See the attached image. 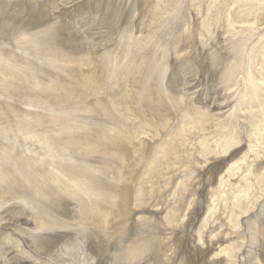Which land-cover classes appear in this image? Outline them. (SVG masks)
Returning a JSON list of instances; mask_svg holds the SVG:
<instances>
[{
    "label": "rangeland",
    "instance_id": "rangeland-1",
    "mask_svg": "<svg viewBox=\"0 0 264 264\" xmlns=\"http://www.w3.org/2000/svg\"><path fill=\"white\" fill-rule=\"evenodd\" d=\"M5 1L6 2H3V5L0 6V55L1 54L5 56L14 55V57L17 55L15 59H19L18 61L24 62V63L20 62L21 64H19V66L21 67L20 68L21 71L27 76V77L26 76L23 77L24 74H22L21 72L18 74V77L17 75L14 76L12 74H9L6 76L7 78L0 79V81L2 82L10 81V83L3 82L4 84L0 82V86H4L2 88L0 87V105L2 106L3 110L9 109L8 111H4V115H3V117H5L7 114V116L3 120L5 121L6 119V123L5 122L3 123L5 132L3 133L0 132V148L6 151L7 166L8 167L11 166L9 156H16L24 160L26 159V157H28V155H30L31 157L29 156L30 158L29 157L28 158L29 159L32 158L31 160L34 159L33 161H35L36 158L38 159V158H43L47 156L49 157L51 155L50 151L52 149H53L52 152L54 151L55 153L57 152V154L58 153L61 154L62 153L61 151L69 147H72L68 144L69 142L68 138L72 139L74 136L80 137V135H83L81 136V139L83 137L90 139L92 133H93L92 137L95 136V139L94 138L92 139L91 137V139L89 140V142L87 141V143H91V141L94 140V143L92 142L91 145L92 144H98V145H93L95 146V148L93 146H90L91 148L93 147L92 150L94 151V152L91 151L92 153H94V155L91 153V156L93 158L95 156V159L98 160L100 157L99 155L103 154L104 156L106 153V156L105 157L102 156L103 157L102 159L104 158L107 159V156H110L112 158L113 152H112V155L111 154L109 155V153H111V150L109 148H112L113 145L111 144V147H110V143H114V145H115V142H117L118 144H121V142L125 139L126 141H123V142H126L127 146L123 145L125 144L123 142L121 146H125L126 150H127V147L129 146H131L129 147V150L131 149L138 150L136 151L138 154L135 151L130 153L132 150L131 151L127 150L128 152L127 151L125 152L123 151L121 153L119 152V154L117 153V156L118 155L120 156V154L123 153L122 154L123 156L121 155L122 158L124 157L123 163L125 164L123 165V172L124 173L126 172L127 174L123 173L118 177L117 174L119 172H117L116 165H115L116 162H115V159L113 158H112V162L114 163H112L111 165L108 163L101 164L102 167H104V169L101 168V170H103L102 171L103 173L99 170L96 173L98 175L97 178L100 179L107 187L111 188L112 187L111 185H113L114 187V185L116 186L117 183L122 184L120 188H118V185L114 187V188H117L118 192L123 188V183L124 185L130 184L131 187H133L134 189L137 188L138 191L140 192V196L138 195L139 192L137 195H134L135 198H139L140 200L138 201L137 204L131 205L133 209V211H129L131 216H129L130 214H128L129 217L127 218L123 216L124 212H123V208L121 207L122 217L123 218L125 217V219L129 221V223L125 225H121L122 227L120 226L116 230L118 231L117 233L113 232L114 234H111V235L108 234L111 238H113L112 235L115 237V234H117L115 239L117 240L118 247H121V248L126 247L130 244L131 240L135 238L140 240V238H142V236L144 235L143 237L147 236L148 242L150 241L151 244L153 245L151 246V251L147 255L148 257L147 259L149 260L148 264H205V263L217 264L215 261L216 259L217 261H220V262L223 260H226V261L228 260L227 262L229 264L231 262L229 260L234 261L231 258L232 256L230 254L231 252L228 253L229 251H231V249L230 250L228 249V252L225 251L227 247L229 248L231 246L230 248H232L231 242H230V246L224 245L221 247V250L226 248L225 250L222 251L223 253L222 252L220 253L219 250H216L218 248L216 246H215V249L210 247V249L211 250L214 249V251L209 255V258H207L208 257L207 250L209 246H212V242L214 238V235L212 234V230H213V224H214L213 220L215 217L213 214H210V211L213 209L211 207L213 206L215 208L216 206H218L222 208V205H225L227 207V211L230 208L235 207V204L237 203V199H238L237 197H240V194L243 188V185H240L238 182L240 178L238 177V171L240 168L239 169L237 168V164L233 160L232 165L230 164L231 163L230 162L226 167L220 169L221 172L218 173L216 177L217 180L214 181L213 184H210L211 186L208 185L207 178L203 176L205 172L213 168L212 162L214 160L215 161L217 160V159L211 160V158H213L214 156V153L220 151L218 154L221 155L222 153L221 146H222V142H224V139L226 138L227 141H230L232 137L231 136L232 128L230 126V123L228 124L224 122L226 120H224L225 118L223 116L220 117V116H216L215 114L213 116V113H212L213 111L211 112V109H210L214 101L213 92L219 91L218 93H220L223 91V85H221L217 79L216 80L211 79L213 65L219 62H222V60L224 59V58L222 59L224 55V48H226V44H225L226 37L222 35L224 28H225L223 26L225 20L221 19L219 23L216 24L214 17H213V13H212V8H211L212 5L214 6V8L215 6L218 8L219 2H221L222 0H218V3H217V0H5ZM210 1H211V4L209 7ZM262 1L264 2V0ZM260 15H261L262 21L261 19L257 20L256 22L257 29L255 30L256 33L264 31L262 30L264 29V18H262L264 17L263 16L264 13L262 14L260 13ZM31 33H32V36L30 35ZM17 39L22 40L20 42H22L21 44L24 46H22L21 44L19 45V42H17L18 41ZM23 40H25V42H23ZM26 41L28 42L27 45H26ZM54 49H55V52L53 51ZM53 53H56V54H53ZM28 55L30 56V58ZM215 59L219 62H217ZM28 60L30 62H28ZM124 60H126L127 62L125 66L123 65ZM87 61H89V63ZM83 64L85 67L83 66ZM127 64H131V65L128 66ZM133 64H134V67L132 68ZM123 66L125 67V69H123L124 68ZM79 67L82 68V70H79L80 69ZM33 68L36 69V71ZM84 68H85V71H84ZM88 69L90 72L88 71ZM136 69H139V70L136 71ZM150 69H153V70H150ZM223 69L224 68L221 67L220 69L221 73H223ZM86 70L88 71L89 77L88 76L85 77L87 75ZM65 71H67L68 73H66ZM33 72L35 74L36 73L39 74V75L37 74L36 75L38 78L40 77V80L38 78H35L36 75ZM84 72L86 73V75L84 74ZM149 72L154 73V76H151V73L149 75L148 74ZM74 73L78 77L74 75ZM156 74L158 75L156 76ZM19 75H21L23 78H20ZM80 75L83 76V79L81 78L82 76ZM28 78L29 80H27ZM76 78L81 79L80 80L81 84H79V81ZM41 79H44L47 82L48 89L45 88L46 85L43 83L44 80L42 81ZM73 79L74 81L76 80L78 82L76 81L74 82ZM70 80H72L71 81L72 84L69 83ZM18 81H20V83ZM25 81L26 82L28 81V83L30 82V84L25 83ZM33 82H38V83L42 82L41 84L45 85L43 88L35 85L36 87L41 88V89L45 88L43 92L47 90L45 92V96L43 95L44 94L43 92H42L43 94L40 93L41 94L40 99H43V101L41 100L42 103H40L39 101L40 99L36 100L37 97L40 95L39 93H37L40 89L38 90V88H36L35 86L34 88L32 86L34 84ZM56 82H59V86L57 85ZM95 82L97 84H95ZM158 82L161 83V85ZM18 83H19V86L22 85L21 88L18 87ZM49 83H51L52 85ZM61 83L63 84L62 86H61ZM73 83L75 85H73ZM53 84L55 85V88L60 89V91L55 90V88H51L52 86L54 87ZM94 84H95V88H93ZM5 85H6V88H5ZM49 86L51 89H49ZM63 86L64 87L67 86L65 87L66 89H64ZM70 86L72 88V91H71ZM73 86L75 87L78 86L77 87L78 90L74 88ZM85 86H87V88ZM90 86H92V88ZM164 86L166 89L164 88ZM218 86H220V88ZM26 87H29V88L31 87V89L33 90L35 89L37 91L35 90L30 91V89ZM61 87L65 91L61 89ZM79 87H81V89ZM83 87L85 88V90L83 89ZM89 87H90V90H89ZM124 88H125V91H124ZM2 89H3V92H2ZM48 90L49 91L52 90L53 92L52 91L49 92ZM67 90H69L70 92H67ZM94 90L96 92H94ZM145 90L148 92V94H146ZM155 90H157V92ZM164 90L166 91V93H164L165 92ZM55 91L56 92L58 91V93H56ZM73 91L76 93L77 98L81 99V103H83V101L86 99L84 101L85 104L84 103L82 104L83 107L79 101L80 99H77L76 95H73ZM90 91H92V94L90 93ZM177 91L178 92L180 91L181 93L179 92L180 93L179 94ZM64 92H67L66 94L70 96L66 95ZM127 92H130L131 94ZM149 92L150 93L152 92V94H150ZM59 93L61 94V98H62L61 100H60ZM94 93L96 94L93 96ZM159 93L160 95L161 94L163 95L159 96ZM88 94H90L89 97L86 96ZM114 94H117L118 97L117 95L115 97ZM119 94H121V97H119ZM165 94L166 96L167 95L169 96L170 100L167 99L166 96H164ZM170 94H172L173 96L172 95L170 96ZM183 94L185 95L182 96ZM149 95H151L150 98L148 97ZM179 95H180V99L177 100L179 98ZM140 96L145 97L146 100L145 99L144 100L147 103L144 100H142L143 97L139 98ZM56 97H59V98L56 99ZM91 97L92 99L90 100ZM114 97L117 98V100L118 98L119 100L122 99L123 101L121 100V102L123 103H121L119 100L118 101L116 99L114 100ZM123 97L124 98L128 97V99L130 100L128 99L126 100V98L123 99ZM173 97L175 98L174 102L177 101L175 103L177 104V106L175 105V107H173L174 106ZM87 98H89V100ZM93 98H95V100ZM148 98L151 99L150 101L154 103L153 105H151L152 103L149 104L150 101H148ZM49 99L52 102H54L53 106L50 104L51 102ZM161 99H163V101H161ZM55 100L57 101L55 102ZM87 100H88V104H87ZM159 100H160V104H158ZM171 100L173 102V105L171 104L172 102H169ZM36 101H38V103ZM92 101H94V103ZM95 101L98 102V105H96L97 102ZM139 101L141 102L139 103ZM46 102L48 104H46ZM91 102L93 103L91 107L92 109L89 108L91 106ZM5 104L7 106H5ZM86 104L90 106H87ZM93 106H96V107L93 108ZM84 107L86 109H83ZM11 108L16 109V110L19 109L23 115L18 114L20 112L19 110H18L19 111L18 113L17 111L15 112L17 113V116L12 115L13 113H11L10 111ZM75 108H76V111H74ZM80 108L83 110V112L81 111ZM87 108H89L90 111ZM96 108H98V110ZM99 108L101 112L99 111ZM91 110H94V111L91 112ZM86 113H89V114L85 115ZM210 113L212 115H209ZM58 114H61L64 117L58 116ZM19 115L22 117H20ZM11 116L12 118H10ZM33 116L35 118L38 117L36 118L37 119L36 121H34L35 118ZM182 116L183 118H186V119H182L181 118ZM188 116L189 117L191 116L195 120H191V122H189L191 117L188 119ZM197 116H200V117H197ZM14 117H18L21 120L23 118L24 120L21 121L20 119L17 118L21 122L18 121L20 124L15 125L14 120L16 119ZM30 117L32 118V121L34 123L30 121L31 120ZM216 117H218V119ZM57 118L61 120H67V121L72 120V122L75 121V119L77 120L75 122L83 121L88 126L91 125L90 127H87V125H85L86 129L87 128L89 129L88 130L89 134H87L86 132H84L83 134V131L86 130L85 127H83L84 125H81V123L84 124L83 122L81 123L79 122L78 127H76V124L72 123L73 128L70 129L68 126L69 125L68 122L61 121L62 123L61 125L63 126L64 124V126L62 127L60 123H58L60 121L58 122L57 120L54 121V119H57ZM12 119H13L12 121L13 123L11 122ZM41 119L42 121H40ZM166 119L168 122L166 121V123L164 124ZM216 119L217 121L219 120V122L221 121L222 122L219 123L217 121L216 122L213 121ZM179 120L184 121V124H182L183 122ZM185 120L187 123L188 122L189 123L187 124ZM37 121L38 122L40 121L42 124L43 122L44 123L46 122V124H43V125L39 122L42 125V127H44L43 129H45V127H47L48 125V127L44 130V132L48 131V128H51L49 126L53 124L52 127L55 128V130L51 128L52 130H49V131H52L54 136H52L51 134L52 132L50 133L48 131L46 133L47 135L49 133L48 135L49 138H46L47 136L45 135L46 133L43 132L41 125L37 123ZM47 121L48 123L49 122L50 123L47 124ZM138 121L141 123H137ZM196 121L197 122L199 121L198 124H196L197 123ZM211 121L214 122V124L216 125L220 124L221 127L219 125L218 126L215 125L214 127V124ZM179 122H182L181 123L182 125H180ZM210 122L213 127L210 125ZM31 123L33 124V126L35 124V126L37 127L34 126L35 129H33L34 127L31 128L32 126ZM115 123L116 124L118 123V124L115 126ZM208 123L211 127L208 126ZM36 124L39 125L41 132H38L40 130H39L38 125ZM136 124L141 127L136 128L138 127ZM167 124L169 126H167ZM191 124L192 126L195 125V127H192ZM227 124L230 127L227 126ZM226 126L228 127L227 129H225L227 130L226 131L227 134L224 132L225 131L224 129H221V128H226ZM9 127L11 130L9 129ZM64 127L69 128V130L68 129L66 130ZM82 127L84 128V130ZM15 128H18L19 130L18 129L17 130L19 132ZM76 128L77 129L82 128L81 130L82 133L80 134L81 131L79 129L78 131ZM32 129L36 131L38 130L37 135H35L36 131L33 134ZM214 129H216L217 135H214L213 133ZM74 130H76V132ZM114 130H115V133H114ZM219 130H222V131L220 132ZM90 131L92 132L91 135H90ZM105 131L106 133L104 134ZM107 131L109 133L110 132L112 133L111 134L112 137H110V134H109V138L110 139L113 138L111 140L114 141V138L119 135L118 141H120L119 139L121 138V142L119 143L116 140L117 137L115 138V142H111V140L107 136H105V135H108ZM31 132H32V135H31ZM94 132H96L98 135H96V133ZM141 132L143 133L145 132V135L140 134ZM39 133L40 134L43 133V134L40 135ZM102 133H103V136H102ZM123 133L128 137L124 136ZM133 133L134 135L137 133L138 136L136 135L135 137L134 135H132ZM219 133L220 134L222 133V134L220 135ZM56 134H61L59 136H64V137L57 138L58 135ZM72 134L74 135L73 137H72ZM43 135H45V137ZM84 135H86V137ZM166 135L170 137L166 138ZM181 135H183L182 136L183 139L181 138ZM218 135L221 136V139L220 137H218ZM222 135H224L225 138ZM51 136L52 137L56 136V137L55 139H52ZM100 136L104 138L103 140H105V142L99 141V140H102ZM129 136L131 137V139H133L134 137L137 138L139 136L140 138H139V141H137L138 139L137 140L133 139L136 141L134 143L133 140L132 141L129 140L130 139ZM42 137L44 139L46 138V141L48 139L50 140V141L48 140L49 144L44 140L48 145H50V142L53 140L52 142L54 143H51V146H47L49 147L48 148L49 151L43 150L42 152V149L46 148L45 143L44 145L41 144L44 142V141L41 142L43 140ZM234 137H237V135ZM84 138L82 139V141L85 142L87 139H84ZM98 138L100 139L98 140ZM105 138L109 140L107 141V139ZM160 138H161V141H162V138L164 139L162 141L163 143H166V144L168 143L169 145L172 146L171 148L172 150L167 152L165 157L162 156L161 160L158 159L157 154L158 153L162 154L163 152L158 149L160 147L166 148L168 144L167 145L164 144V146L161 143L157 144ZM56 139L60 140V141L58 140L59 143L57 142ZM165 139H168V140L166 141ZM226 139H225V142H226ZM95 140H98V141H96L95 143ZM37 141L38 142L40 141L39 145H37L38 144ZM127 141L129 142L131 141V143L133 144H136L138 142L141 144L133 145V144L128 143ZM176 141H177V144H176ZM215 141H219V142L216 143ZM97 142L101 144L102 150L99 147L100 144ZM107 142H108V145H107ZM181 142H183L184 144ZM66 143L69 145V147H66L67 146L65 145ZM104 143L107 146H105ZM185 143L187 144L185 145ZM52 144L53 145L57 144L56 145L57 148L55 146L56 148L55 149ZM58 144L63 145V146H59ZM179 144L184 146V148L181 147V145ZM177 145H179L180 147ZM39 146L41 148V151H38L40 149ZM132 146L134 148H132ZM143 146L145 150L143 149ZM60 147H63V148H60ZM235 147L236 146H234V148ZM77 148L74 146V148L73 147L69 148L71 150L73 149L72 151L69 149L68 150L69 152H78V154H81V151L82 152L84 151L83 149L86 150L85 146L82 147L81 151L78 150ZM105 148H107V150ZM174 148H176L177 152H180V153H177L176 150H174ZM103 149H105L106 151ZM210 149H212V152ZM97 150L98 152H101V153L96 154ZM46 151H48L50 155H47L49 153H47ZM139 151L143 154L141 155ZM55 153H53L51 156H57V154L54 155ZM211 153L213 154L212 156L210 155ZM96 155H98L99 157L97 156L98 158H96ZM124 155L129 156V157L125 158ZM153 155H154V158L151 160ZM208 156L211 158L209 159ZM168 157H171V160H173V162ZM239 157L240 156H238V158ZM129 158L130 160L132 159L130 163H129ZM126 160H127V163H126ZM168 161H170L171 163L170 162L167 163ZM105 165L107 166L113 165L114 172H112L113 171L112 169L108 170V167ZM68 166H71V164H68ZM228 166H232V167L229 168ZM33 169H35V166L33 167ZM214 169L212 170L213 172H214ZM224 169L226 171L225 176H227L228 179H225V181L223 182L224 186H222L221 182L224 180V175H223V173L225 172ZM104 170L106 171V173L108 171V173L106 174ZM98 173L101 174L100 175L101 177H99ZM102 174L104 177H102ZM107 175H110V177ZM107 177L109 179L110 178L112 179V183L111 181H109V183L111 184H107L108 183ZM210 178H209V182H210ZM114 181L116 182V184H114L115 183ZM45 184H46L45 185L46 187L50 185L48 182ZM227 184L228 185L233 184V185L228 187ZM214 185L216 186L217 189L214 188L215 187ZM218 185H221L220 186L221 189H218L219 187ZM29 186L31 187V185L29 184L27 188L26 184L23 183L21 187L22 189L20 190L23 192H26V189H29ZM206 186H209V187L207 188ZM4 187L5 189L3 190H6V188L10 190V191L6 190L8 192H11V190H14V188H10L8 185ZM23 187L24 189L26 188L25 191ZM37 188L35 189L39 190ZM227 188L228 189L230 188L231 190L230 189L228 190ZM30 189L27 190L28 193L31 192ZM224 189H226L225 192H224ZM216 190L218 193H214V191L216 192ZM203 192L205 193V195ZM188 194L190 195L188 196ZM237 194H239V196ZM175 195H177L178 197ZM187 196L189 198H186ZM220 197L223 200H221ZM148 200L149 201L152 200L150 201V204ZM212 202L214 203V205ZM144 203L145 204L147 203V204L145 205ZM209 203L210 205L212 203V205L211 206L209 205L208 207ZM148 204L151 205V207L150 206L146 207ZM14 206H18V205H14ZM24 206L26 207V205ZM25 207H23L24 210H26L25 212L27 213L29 211L27 213L28 215L24 213L23 208L22 210L16 209L15 211L14 209H9L10 212L9 210H7L6 213L3 215V217L5 218V224L7 225L3 233L4 236L6 237L11 236L12 240L13 239L19 240V242H21V238L32 237L29 231L31 229L30 232L32 233L33 229H35L37 226L35 225V228H34V226L32 225H26L24 223V217L21 215V213L26 215L25 217H32L34 214V211L31 210L30 212L31 208L29 209L28 208L29 206H27L26 207L28 209L27 210L25 209ZM67 207L68 208L65 207L66 209L60 208L61 209L60 211H58L59 209L56 210L55 207H53V210H51V212H53L52 214L54 217H56L57 215L59 216L60 214L63 215V213L67 212L65 215H63L65 216V218H63V216L62 218L65 220L67 219L68 221H71V222H68L70 224L72 223V221H74V219L80 220L83 218V215H81L79 211L77 212L79 213L80 219L77 216L78 213L77 215L73 214L76 212L73 211L74 209H72V207L70 206H67ZM70 208L72 209L71 211H70ZM208 208H210L211 210ZM203 209H205L204 212H201ZM54 211L58 212L59 214L58 213L55 214ZM145 211L149 212V214L148 213L146 214ZM150 211H151V215L153 216L150 215ZM60 212H63V213H60ZM165 212L167 213L169 212L173 215L171 214L169 215ZM18 213H19V217H17ZM61 215L59 217L57 216L56 218L61 219L60 218ZM147 215H149V217H147ZM199 215H201L200 219L198 218ZM69 216L71 218H68ZM166 216H168L169 219ZM225 216H226V220L230 219V217L227 214H225ZM139 217H143V218L146 217L147 219L145 220L148 224L144 227L139 226L138 224H142V223L137 222V219ZM152 217L154 218V222L152 221L153 219ZM35 218H37L36 215H35ZM156 219H160L161 223L157 222L159 220H156ZM147 220L148 221L151 220L153 224L149 221L152 224L151 225ZM11 223H12V226H11L12 228H10ZM16 225H19V226L15 228L14 226ZM206 226H209V227H206ZM18 228L22 230V231L20 230L21 232L24 231L21 234V236L19 235L20 231L18 233L14 232L16 231L15 229H18ZM147 228L149 229L147 230ZM159 228H160V231H159ZM10 230L12 231L14 230V231L12 232ZM54 230H57V229H54ZM123 230H126V231L124 232ZM127 230L128 231L132 230L130 231L131 235ZM40 231H42V233L44 234V235L42 234L43 239L46 242H49L47 244L52 246L51 248H53L51 249L53 252V253L51 252L52 253V256H50L51 258L47 257L49 261L53 263H56V264H84L83 248L86 249L85 253L88 252V254H91L92 252L93 254V255L91 254L92 258H96V257L98 258V256H100L99 258L104 259L106 257L104 256L106 254L99 255L98 253H96L95 247L97 245L94 239L88 235L87 231H86L87 233L84 231L85 234L83 232L82 233L83 235L81 234L80 237H78L79 233L77 234L75 231L70 232V230H66L63 233L49 231L50 234L53 233L51 235L46 234L48 233V231L45 229L43 230L40 229ZM205 231L207 234L205 233ZM101 232H102L101 236L105 237L107 233L106 234L103 233L104 232L103 230ZM147 232L150 236L146 235ZM124 233H125V236H123ZM140 233L142 234L144 233V234L141 235ZM12 234L16 236L14 237ZM67 234L70 236H68ZM161 234H164V235H161ZM209 234H212L211 236L212 240H210L208 244L207 237L209 236ZM22 235L25 237H23ZM136 235H139V236L136 237ZM203 235H206L207 237L206 236L204 237ZM120 236L122 237V239ZM131 236L135 238H131ZM48 237L51 241L48 239ZM66 237L69 239H67ZM117 237L120 239L118 240ZM162 237L165 238V240L167 241L162 239ZM242 237L243 236H241V239L239 240H242L243 239ZM57 239L58 240L60 239V240L57 241ZM133 241H135L134 243L138 242L136 240H133ZM162 243L164 246L162 245ZM51 244H53L54 247ZM89 244H92V245H89ZM93 245L95 246L93 247ZM43 246L45 247L44 249L45 251L50 252L49 247H47L45 244H43ZM57 246L58 248L55 250ZM118 247H117V250H120ZM89 248H92V249H89ZM162 248L163 249L167 248V249L162 250ZM163 251L164 253H162ZM162 254H164L165 256L162 257ZM124 256H122L124 259L121 257H119L118 259L117 257L116 260L114 257L109 256V258H112L111 260L112 262L109 259L108 264H114V263L115 264H124V263L139 264L137 262H140L137 260H134L133 262L131 259H126V256L125 257ZM91 257H90V260L87 262V264L92 262ZM97 258L96 260L98 261V264H105L106 258L105 260L101 259V261L100 259H97ZM206 258L209 261H207ZM113 259H114V262H113ZM234 259H236V257ZM222 263L226 264L225 261H223ZM235 264H240V263L236 262Z\"/></svg>",
    "mask_w": 264,
    "mask_h": 264
},
{
    "label": "bare ground",
    "instance_id": "bare-ground-1",
    "mask_svg": "<svg viewBox=\"0 0 264 264\" xmlns=\"http://www.w3.org/2000/svg\"><path fill=\"white\" fill-rule=\"evenodd\" d=\"M3 2H6L5 0H0V6L3 5ZM216 2V1H215ZM217 3H218V0H217ZM210 4H211V1L209 2V7H210ZM208 7V9H209ZM212 13H213V17H214V20L217 23H219V21L222 19V20H225L223 26L225 27L224 28V31H223V34L226 38H225V41H226V48H224V55L222 57V62H219L215 65H213V68H212V77L211 79L212 80H218L220 82L221 85H223V91L218 93V92H213V96H214V101H213V105L211 106V112L213 113V116L214 114L216 116H223L226 120L224 122L226 123H230V126L232 128V132H231V140L230 141H227V139L224 137V135H222L225 139H226V142H225V139H224V142H222V153L221 155H219L218 153L220 152H216L214 153V156L213 158L209 157V159L211 158L212 159H217L216 161L214 160L212 162V167L210 170H208L207 172H205L203 174V176L205 178H207L208 180V185L210 184H213L214 181L217 180V175L220 171L221 168H224L226 167L230 162V164L232 165V161L234 160L235 163L237 164V168L239 169L238 171V177L239 178V184L240 185H243V188H242V191H241V194H240V197H237V203L235 204V207H232L230 208L228 211H227V207L225 205H222V208L221 207H218L216 206L215 208L212 206L211 208H213L212 210L210 208L211 211H210V214H213L214 215V224H213V230H212V234L214 235V238H213V242H212V246H209L208 250H207V258H209V255L214 251L215 249V246L218 247L216 250H219L220 253L225 250L226 248H224L223 250H221V247L224 246V245H229L230 246V242L232 243V248H228L225 250L228 252V249L231 251H229L228 253H230L232 256L231 258L234 260H229L231 261L229 264H235L236 262H239L240 264H264V31H261V32H255V30L257 29V25H256V22L257 20L261 19V15L260 13H264V2L262 0H222L221 2H219V5H218V8L215 6V9L214 6L212 5ZM171 10V9H170ZM264 16V15H263ZM197 18V17H196ZM264 18V17H262ZM198 20V19H197ZM262 21V19H261ZM168 22V21H167ZM196 22V21H195ZM209 23V22H208ZM259 23V22H258ZM263 24V23H262ZM162 26V25H161ZM194 26V25H193ZM215 26V25H214ZM138 28V27H137ZM202 28V27H201ZM200 28V29H201ZM214 29V27H213ZM216 29V28H215ZM260 29V28H259ZM264 30V29H262ZM28 31V30H27ZM213 31V30H212ZM204 32V31H203ZM211 32V31H210ZM205 33V32H204ZM256 33V34H255ZM35 34V33H34ZM156 34V33H155ZM32 36V33L30 34ZM209 35V34H208ZM34 36V35H33ZM217 36V35H216ZM200 37V36H199ZM207 37V36H206ZM33 38V37H32ZM18 40V39H17ZM16 40V41H17ZM134 40V39H133ZM22 40H18L17 42H19V45L22 43L20 42ZM155 41V39H154ZM224 41V42H225ZM23 42H25V40H23ZM124 42V41H123ZM93 43V42H92ZM199 43V42H198ZM197 43V44H198ZM28 44V42L26 41V45ZM30 44V43H29ZM22 45V44H21ZM33 45V44H32ZM24 46V45H22ZM27 47V46H25ZM223 47V46H222ZM225 47V46H224ZM137 48V47H136ZM26 49V48H25ZM135 49V48H134ZM34 50V49H33ZM55 52V49L53 50ZM57 51V50H56ZM135 51V50H134ZM133 52V51H131ZM57 53V52H56ZM56 53H53V54H56ZM126 53V52H125ZM14 54V53H13ZM58 54V53H57ZM132 54V53H131ZM16 55V54H15ZM135 55V54H134ZM19 56V55H18ZM29 56V55H28ZM58 56V55H57ZM133 56V55H132ZM17 57V55L15 56ZM14 55H8V56H5V55H0V79H4V78H7L6 76L9 75V74H12L14 76L17 75L18 77V74L21 73V67L19 66V64H21L20 62L22 61H18L19 59H15ZM134 57V56H133ZM217 57V56H216ZM219 57V56H218ZM21 58V57H19ZM28 58V57H27ZM26 58V59H27ZM30 58V56H29ZM135 60V58H134ZM214 60V61H215ZM18 61V62H17ZM84 61V60H83ZM82 61V62H83ZM133 61V60H132ZM212 61V60H211ZM213 61V62H214ZM28 62H30L28 60ZM89 63V61H87ZM85 62V63H87ZM176 62V60H175ZM183 62V61H182ZM212 62V63H213ZM24 63V62H22ZM84 63V64H85ZM91 63V62H90ZM120 63V62H119ZM126 60L123 61V65L125 66L126 64ZM141 63V62H140ZM180 63V62H179ZM215 63V62H214ZM30 64V63H29ZM83 64V66H84ZM121 64V63H120ZM178 64V62H177ZM86 65V64H85ZM88 65V64H87ZM128 66H130L131 64H127ZM182 65V64H181ZM22 66V65H21ZM24 66V65H23ZM82 66V65H81ZM80 66V67H81ZM90 66V64H89ZM119 66V65H118ZM123 66V67H124ZM79 67V68H80ZM85 67V66H84ZM134 67V64L132 65V68ZM139 67V66H138ZM184 67V66H183ZM221 67H223V73H221L220 69ZM78 68V69H79ZM151 68V67H150ZM34 69V68H33ZM63 69V68H62ZM87 69V67H86ZM91 69V68H90ZM125 69V67L123 68ZM140 69V68H139ZM139 69H136V71H138ZM185 69V68H184ZM36 71V69H34ZM33 70V71H34ZM79 70H82V68H80ZM150 70H153V69H150ZM34 71V72H35ZM64 71V70H63ZM84 71H85V68H84ZM87 71V70H86ZM89 71V69H88ZM88 71H87V75L86 73L84 72V74L86 75L85 77H89V74H88ZM155 71V69H154ZM177 71V70H176ZM33 72V73H34ZM66 73H68L67 71H65ZM83 72V71H82ZM90 72V71H89ZM158 72V71H157ZM70 73V71H69ZM151 73V76H154V73L152 72H149L148 74L150 75ZM156 73V71H155ZM159 73V72H158ZM22 74H24L22 72ZM21 74V75H22ZM31 74V73H30ZM35 74V73H34ZM37 74V73H36ZM35 74V75H36ZM81 74V73H80ZM147 74V75H148ZM20 76V78H23L24 76H26L25 74L23 75V77ZM39 75V74H37ZM36 75L35 78H38ZM74 75H76L74 73ZM72 75V76H74ZM79 75V74H78ZM158 74H156L157 76ZM77 76V75H76ZM82 76V75H80ZM27 77V76H26ZM25 77V79H26ZM78 77V76H77ZM83 79V76L81 77ZM40 80V77L38 78ZM45 79V78H44ZM44 79H41L42 81ZM77 79V78H76ZM85 79V78H84ZM89 79V78H87ZM86 79V80H87ZM23 80V79H22ZM29 80V78L27 79ZM46 80V79H45ZM44 80V81H45ZM79 81V84L80 83V78L77 79ZM85 80V81H86ZM164 80V79H163ZM43 83L46 85L45 88L48 89V85H47V82L45 81ZM72 80H70L69 83H71ZM74 81V79H73ZM76 81V80H75ZM74 81V82H75ZM76 81V82H78ZM1 83L5 82V81H0ZM10 83V81H7ZM5 82V83H7ZM20 83V81H18ZM31 82V80H30ZM30 82L28 83V81L25 83H28L30 84ZM49 82V81H48ZM53 82V81H52ZM84 82V80H83ZM89 82V81H88ZM87 82V84H88ZM19 83H18V87L21 88V86H19ZM34 84L32 85L33 87L36 85L38 87H44L45 85L44 84H41L42 82L38 83V82H33ZM36 83V84H35ZM38 83V84H37ZM57 85L59 86V82H56ZM92 83V82H91ZM90 83V84H91ZM159 83V82H158ZM180 83V82H179ZM216 83V82H215ZM4 84V83H3ZM26 84V85H28ZM32 84V83H31ZM51 84V83H49ZM55 84V83H54ZM53 84V85H54ZM72 84V83H71ZM78 84V85H79ZM86 84V83H85ZM93 84V83H92ZM91 84V85H92ZM95 84H97L95 82ZM95 84L93 85V88H95ZM161 85V83H159ZM163 84V83H162ZM52 85V84H51ZM56 85V84H55ZM55 85L54 87L52 86L51 88H55ZM63 84L61 83V86ZM73 85H75L73 83ZM77 85V83H76ZM83 85V84H82ZM179 85V84H178ZM215 85V84H214ZM220 85V86H221ZM9 86V85H8ZM17 86V85H16ZM35 86V87H36ZM80 86V85H79ZM89 86V85H88ZM163 86V85H162ZM220 86H218L220 88ZM1 88L4 87V86H0ZM16 87V88H18ZM34 87V88H35ZM36 87V88H38ZM64 87V86H63ZM67 87V86H65ZM64 87V89H66ZM69 87V86H68ZM74 88L77 89V87L73 86ZM82 87V86H81ZM81 87H79L81 89ZM87 88V86H85ZM92 88V86H90ZM90 87H89V90H90ZM5 88H6V85H5ZM23 88V87H22ZM28 89L33 90L31 89V87H26ZM44 88V89H45ZM50 86H49V89H51ZM58 88V87H57ZM71 88V86H70ZM73 88V90H74ZM97 88V87H96ZM165 88V86H164ZM179 88V87H178ZM218 88V89H219ZM222 88V87H221ZM4 89V88H3ZM3 89H2V92H3ZM40 89V90H39ZM44 89H41V88H38V92L37 93H41L45 96V92L47 90H45L43 92ZM61 89H63L61 87ZM63 89V90H64ZM69 89V88H68ZM75 89V90H76ZM83 89L85 90V88L83 87ZM123 89V88H122ZM166 89V88H165ZM176 89V87H175ZM35 90V89H34ZM33 90V91H34ZM54 90V89H53ZM55 90H59L60 89H56ZM78 90V89H77ZM88 90V89H87ZM147 90V89H146ZM145 90V91H146ZM173 90V89H171ZM179 90V89H177ZM37 91V90H35ZM49 91V90H48ZM52 91V90H50ZM49 91V92H50ZM65 91V90H64ZM71 91H72V88H71ZM124 91H125V88H124ZM123 91V92H124ZM144 91V92H145ZM153 91V90H152ZM157 92V90H155ZM165 91V90H164ZM43 92V93H42ZM48 92V93H49ZM53 92V91H52ZM56 92V91H55ZM67 92H70L69 90H67ZM67 92H64L65 94ZM94 92H96L94 90ZM143 92V93H144ZM162 92V91H161ZM178 92V91H177ZM180 92V91H179ZM178 92V93H179ZM58 93V91L56 92ZM75 92L73 91V95H76V93L74 94ZM78 93V92H77ZM90 93L92 94V91H90ZM126 93V92H125ZM127 93H130V92H127ZM150 93V92H149ZM155 93V92H154ZM153 93V94H154ZM163 93V92H162ZM166 93V91L164 92ZM163 93V94H164ZM176 93V92H175ZM181 93V92H180ZM179 93V94H180ZM41 94L37 97L36 100L40 99V96ZM60 94V93H59ZM84 94V93H82ZM81 94V95H82ZM87 94V93H86ZM96 93L93 94V96L95 95ZM122 94V93H121ZM121 94H119V97H121ZM131 94V93H130ZM146 94H148V92L146 91ZM152 94V92L150 93ZM161 94V95H163ZM186 94V93H185ZM185 94H183L182 96H184ZM35 95V94H34ZM68 95V94H66ZM72 95V94H71ZM72 95V96H73ZM80 95V96H81ZM90 94L86 95L89 97ZM115 97L117 94H114ZM124 95V94H123ZM122 95V96H123ZM127 95V94H126ZM141 95V94H140ZM160 93H159V96H161ZM172 94H170L171 96ZM178 95V94H177ZM70 96V95H68ZM84 96V95H83ZM151 95H149L148 97L150 98ZM166 96V94L164 95ZM173 96V95H172ZM75 97V96H74ZM114 97V100L117 98ZM118 97V95H117ZM131 97V96H130ZM143 96H140L139 98H142ZM157 97V95H156ZM186 97V96H185ZM54 98V97H53ZM52 98V99H53ZM59 98V97H56V99ZM76 98H77V95H76ZM82 98V97H81ZM126 98V97H125ZM123 97V99H125ZM148 98V101H150L151 99ZM167 99H169V96L167 95L166 96ZM172 98V97H171ZM174 98V97H173ZM177 98V97H176ZM183 98V97H182ZM61 94H60V100H61ZM77 99H80V98H77ZM85 99V98H83ZM89 100V98H87ZM92 99V97L90 98V100ZM95 100V98H93ZM128 99V97L126 98V100ZM138 99V98H137ZM135 99V100H137ZM146 100L145 97L142 98V100ZM180 99V95H179V98L177 100ZM184 99V98H183ZM41 100L43 101V99H40V103ZM48 100V99H47ZM45 100V101H47ZM50 100V99H49ZM86 100V99H85ZM84 100V101H85ZM88 100H87V104H88ZM119 100V98H118ZM117 100V101H118ZM122 100V99H121ZM121 100H119L121 102ZM130 100V99H128ZM141 100V99H140ZM144 100V101H145ZM166 100V99H164ZM170 100V99H169ZM175 98L173 99V102H174ZM186 100V99H185ZM54 101V100H53ZM57 100H55L56 102ZM80 103H81V99L79 100ZM83 101V103H84ZM123 101V100H122ZM161 101H163V99H161ZM183 101V100H182ZM38 103V101H36ZM51 102V103H50ZM50 104L53 106L54 102H52L50 100ZM94 103V101H92ZM91 102V106L90 105H87V106H90L89 108L92 107V103ZM97 102V101H95ZM125 102V101H124ZM129 102V101H128ZM137 102V101H135ZM141 101H139L140 103ZM146 102V101H145ZM165 102V101H164ZM163 102V103H164ZM168 102V101H167ZM166 102V103H167ZM169 102H172L169 101ZM173 102L171 103L173 105ZM177 101L174 102V106L175 105L177 106V104H175ZM81 103V105L83 104ZM123 103V102H121ZM147 103V102H146ZM152 103V104H151ZM161 103V104H163ZM2 104V103H1ZM46 104H48L46 102ZM85 104V103H84ZM142 104V103H141ZM140 104V105H141ZM151 105H153L154 103L150 101ZM160 104V100H159V103ZM98 105V102L97 104ZM143 105V104H142ZM148 105V104H147ZM170 105V104H169ZM5 106H7L5 104ZM85 106V105H84ZM138 106V105H136ZM161 106V105H160ZM163 106V105H162ZM4 107V106H3ZM81 107V106H80ZM83 107V105H82ZM96 106H93V108H95ZM124 107V106H123ZM122 107V108H123ZM140 107V106H138ZM157 107V106H156ZM155 107V108H156ZM172 107V106H171ZM170 107V108H171ZM172 107V108H173ZM10 108V106H9ZM14 108V107H13ZM11 108V113H13L12 115H15L17 116V113L20 111L16 110V109H13ZM87 108L89 111L90 109ZM152 108V107H151ZM163 108V107H162ZM169 108V109H170ZM53 109V108H51ZM79 109V108H78ZM81 109V108H80ZM83 109H86L85 107ZM92 109V108H91ZM98 110V108H96ZM124 109V108H123ZM165 109V108H164ZM9 110V109H8ZM8 110H3L2 109V106L0 105V132L3 133L5 132L4 131V122L6 123V119L5 121L3 117L4 115V111H8ZM29 110V109H28ZM154 110V109H152ZM172 110V109H171ZM195 110V109H194ZM9 111V112H10ZM17 111V113H15ZM31 111V110H30ZM76 111V108L75 110ZM81 111L83 112V110L81 109ZM88 111V112H89ZM94 111V110H91V112ZM99 111H100V108H99ZM28 112V111H26ZM32 112V111H31ZM86 112V111H85ZM84 112V113H85ZM90 112V113H91ZM101 112V111H100ZM183 112V111H182ZM7 113V112H6ZM96 113V112H94ZM93 113V115H94ZM99 113V112H97ZM9 114V113H8ZM18 114H22L21 111L18 113ZM89 113H86L85 115H87ZM159 114V113H158ZM162 114V113H161ZM10 115V114H9ZM23 115V114H22ZM32 115V113H31ZM197 115V114H196ZM199 115V114H198ZM201 115V114H200ZM209 115H212L211 113ZM20 116V115H19ZM27 116V115H26ZM24 116V117H26ZM35 116V115H34ZM33 116V117H34ZM58 116H63L61 114H58ZM180 116V115H179ZM9 117V116H8ZM7 117V118H8ZM22 117V116H20ZM32 117V116H31ZM30 117V118H31ZM64 117V116H63ZM191 117V116H190ZM188 116V119L190 118ZM197 117H200V116H197ZM210 117V116H209ZM208 117V118H209ZM219 117V118H220ZM12 118V116L10 117ZM9 118V119H10ZM16 120L15 121V125H19L22 120H24L22 118V120L18 117H14ZM20 120H18V119ZM29 118V120H30ZM35 118V117H34ZM38 118V117H36ZM35 118L34 121H36L37 119ZM78 118V117H77ZM180 118V117H179ZM182 119H186V118H183V116L181 117ZM192 118V117H191ZM190 118V121L191 120H195L194 118L191 119ZM211 118V117H210ZM209 118V119H210ZM215 118V117H214ZM218 119V117H216ZM28 119V118H27ZM40 119V118H39ZM38 119V120H39ZM83 119V118H81ZM197 119V118H196ZM212 119V118H211ZM216 120H213V121H217ZM221 119V118H220ZM57 120L60 121L58 123H60V125L62 124L61 121H66L68 122V126L69 128H73L72 127V123L73 124H76V127H78V123L80 122H83V121H79V122H75L77 121L75 119V121L72 122V120H61L59 118L57 119H54V121ZM80 120V119H79ZM200 120V119H199ZM13 121V119L11 120V122ZM19 121V122H18ZM32 121V118L31 120ZM42 121V119L40 120ZM39 121V122H40ZM49 121V120H48ZM47 121V124H49ZM116 121V120H115ZM167 119L165 120L164 124L166 123ZM179 121H182V120H179ZM8 122V121H7ZM10 122V123H11ZM37 121V123H39ZM168 122V121H167ZM183 122V123H182ZM182 122H179L180 125L184 124V121ZM186 122V120H185ZM188 122V123H189ZM197 122V121H196ZM199 122V121H198ZM198 122L196 124H198ZM212 122V121H211ZM210 122V125L212 126ZM219 122V120L217 121ZM222 122V121H221ZM219 122V123H221ZM223 122V123H224ZM13 123V122H12ZM27 123V121H26ZM32 123H34L32 121ZM31 123V124H32ZM36 123V122H35ZM41 123V122H40ZM39 123V124H40ZM57 123V124H58ZM71 123V124H70ZM84 123V122H83ZM88 123V122H86ZM137 123H141V122H137ZM170 123V121H169ZM168 123V124H169ZM182 123V124H181ZM187 123V122H186ZM187 123V124H188ZM193 123V122H192ZM214 124V122H212ZM9 124V123H8ZM30 124V122H29ZM42 124V123H41ZM40 124V125H41ZM43 124H46V122ZM42 124V125H43ZM118 124V123H117ZM115 123V126L117 125ZM167 124V126H169ZM227 124V126H229ZM11 125V124H10ZM38 125V124H36ZM41 125V127H42ZM53 125V124H52ZM52 125H50L49 127H51L52 129L55 130V128L52 127ZM59 125V126H60ZM81 125H84L83 127H85V125L87 124H82ZM90 125V123H89ZM137 125V124H136ZM179 125V126H180ZM186 125V124H185ZM183 125V126H185ZM200 125V123H199ZM208 123V126L211 127ZM216 124H214V127H215ZM220 126V124H218ZM216 125V126H218ZM35 126V124H34ZM33 124L31 126V128L34 127ZM46 126V125H45ZM55 126V125H54ZM62 126V125H61ZM64 126V124H63ZM62 126V127H63ZM74 126V125H73ZM80 126V125H79ZM91 126V125H90ZM87 125V127H90ZM119 126V125H118ZM117 126V127H118ZM138 126V125H137ZM165 126V125H164ZM192 126V124H191ZM226 126V128H221V129H227L228 127ZM229 126V127H230ZM6 127V126H5ZM8 127V125H7ZM22 127V126H21ZM37 127V126H35ZM35 127L33 129H35ZM39 127V125H38ZM48 127V125H47ZM45 127V129L47 128ZM81 127V126H80ZM82 127V128H83ZM141 126H138L136 128H139ZM192 127H195V125H193ZM213 127V126H212ZM221 127V126H220ZM44 127H42V130L44 132L45 129H43ZM51 128H48V131L49 130H52ZM66 130L69 128H66L64 127ZM63 128V129H64ZM82 128H78L80 131L82 130ZM113 128V127H111ZM135 128V129H136ZM200 128V127H199ZM10 129V127H9ZM16 130L18 128H15ZM33 134L35 133L36 130H33ZM37 129V128H36ZM77 129V128H76ZM77 129V130H78ZM86 129V127H85ZM96 129V128H94ZM102 129V128H101ZM202 129V128H201ZM207 129V128H206ZM211 129V128H210ZM209 129V130H210ZM11 130V129H10ZM19 130V129H18ZM17 130V131H18ZM39 130L38 132H41V129L39 127ZM61 130V129H60ZM64 130V131H66ZM78 130V131H79ZM84 130V128H83ZM87 130V131H86ZM83 131V134L84 132H86L87 134L88 133V128ZM113 130V129H112ZM215 130V132H214ZM213 130V133L214 135H217V131L216 129ZM218 130V129H217ZM223 130V131H224ZM28 131V130H27ZM31 131V129H30ZM36 131V134L37 135V132ZM46 131V132H48ZM59 131V130H58ZM72 131V130H71ZM76 132V130H74ZM99 131V129H98ZM104 131V130H102ZM110 131V130H109ZM157 131V130H156ZM211 131V130H210ZM220 132L222 130H219ZM227 130H225L224 132L226 133ZM231 131V130H230ZM19 132V131H18ZM23 132V131H21ZM25 132V130H24ZM44 132V133H46ZM50 133L52 131H49ZM73 132V131H72ZM108 132V131H107ZM137 132V131H136ZM160 132V131H159ZM57 133V132H56ZM63 133V132H62ZM61 133V134H62ZM79 133V132H77ZM82 133V131L80 132V134ZM85 133V134H86ZM91 131H90V135H91ZM96 133V132H94ZM101 133V131H100ZM106 133V131L104 132V134ZM114 133H115V130H114ZM119 133V132H118ZM135 133V131H134ZM134 133L132 135H134ZM138 133V132H137ZM135 134L134 136L136 137V135L138 136V134ZM172 133V132H171ZM170 133V134H171ZM212 133V134H213ZM29 134V133H28ZM40 134V133H39ZM38 134V136H39ZM43 133H41L40 135H42ZM52 136L53 135V132L51 133ZM61 134H56L58 135V137H64V136H59ZM79 134V135H80ZM86 134V135H87ZM108 135H105L109 138V134H110V137L111 136V132L107 133ZM124 134V133H123ZM140 134H144L145 135V132H141ZM157 134V133H156ZM159 134V133H158ZM169 134V133H167ZM220 134V133H219ZM222 134V133H221ZM220 134V135H221ZM227 134V133H226ZM225 134V136H226ZM31 135H32V132H31ZM47 135V133L45 134ZM45 135H43L45 137ZM49 135V133H48ZM47 135V136H48ZM86 135H84L86 137ZM89 135V136H90ZM93 135V133H92ZM91 135V137H92ZM95 135V134H94ZM96 135H98L96 133ZM115 135V134H114ZM237 137H234L236 136ZM30 136V135H29ZM36 136V137H38ZM46 138H49V136ZM51 136V137H52ZM74 135L72 134V137ZM81 136L83 135H80L79 136H74L72 139L71 138H68V144L70 146H72L74 148V146L77 148L78 150H82V147L85 146L86 147V150L83 149L84 151L82 152L81 151V154H78V152H69V148H72V147H69V145L66 143L65 145H67L66 147H69L63 151H61L62 153L61 154H57V152L55 153L54 151L52 152V150L50 151L51 152V155L53 153H55L54 155L57 154V156H51L50 153L48 152L49 151V147L47 146H51V143H54V142H50V145H48V140L46 141V138L44 139L43 137V140L41 142H43L44 140L48 143H46L45 141L41 144L46 145V148H43L42 149V152L43 150H48L46 151L47 155H50L49 157H43V158H36L35 161L29 159L31 156L28 155V157H26V159H20L19 157H16V156H9L10 158V167L7 166V156H6V151L3 150L2 148H0V264H56V263H53L51 261H49V259L47 257H50L52 256V250L53 248H51L52 246L48 245L47 243L49 242H46L44 239H43V236H42V231H40V229H45L48 231V233L46 234H53V233H49V231L51 232H58V233H63L64 231L66 230H70L71 231H75L77 234L79 233V236L85 231L88 232V235L90 237H92L96 243V253H98L99 255H104L106 256V262L105 264H108V260L110 259V261L112 260V258H109V256L111 257H114L115 260L119 259V257L123 258L122 256H126V259H131L133 262L134 260H137V261H140V262H137L139 264H148V257L147 255L149 254V252L151 251V246H153L151 244V242L149 241L148 242V237H143L144 233H140L142 236V238H140V240L136 239L135 237H132L131 238H135L133 240H136L138 241L137 243H134L135 241L131 240L130 244L126 247H118V244H117V240L115 239L117 234H115V237L112 235L113 238H111L109 235L111 234H114L113 232H118L116 231L121 225H125V224H128L129 221L125 219V217H129L131 216L130 212L129 211H133L131 205H135L138 203V201L140 200L139 198H135L134 195H137L138 194V189H134L133 187H131L130 184H127V185H124L123 183V188L118 192L117 191V188H114L118 185V188H120L122 186V184H116V182L114 184H116V186L114 185H111L112 187H107L100 179L97 178V171H103L101 170V168L104 169V167H102L101 164L103 163H108V164H112L114 162H112V158L115 159V165H116V169H117V172H119L118 174V177L123 174V165H125L123 162H124V157L122 158L121 155L123 154H120V156L118 155L117 156V153L119 154V152H125L127 150H129V144L127 147V150L125 148L126 145V142H123V141H126L125 139L121 142V138L119 139L120 141H118V136L117 137V141L125 146H121V144H118L117 142H115V138H114V141L111 140L113 138H109L111 140V142H115V145L114 143H110V147H111V144L113 145L112 148H109L111 150V153H109V155L111 154L112 155V152H113V156L112 158L110 156H107V159L104 158L102 159L103 157L106 156V153L105 155L103 156L102 155H96V158L99 157V159H95V156L94 158L91 156V151L92 148L95 146L93 145H98V144H92L91 143L93 142L94 143V140L91 141V143H87V141L89 142V140L91 139H87V138H84V139H87L85 142L82 141L81 139ZM102 136H103V133H102ZM102 136H100V138H102ZM124 136H126L124 134ZM143 136V135H142ZM141 136V137H142ZM157 136V135H156ZM165 136V135H164ZM163 136V137H164ZM173 136V134H172ZM175 136V135H174ZM183 135H181V138H182ZM185 136V135H184ZM228 136V135H227ZM35 137V138H36ZM50 137V138H51ZM56 137V136H55ZM55 137H52V139H55ZM68 137V136H66ZM65 137V138H66ZM71 137V135H70ZM88 137V136H87ZM114 137V136H113ZM128 137V136H126ZM125 137V138H126ZM130 137V136H129ZM133 138V139H138L137 141H139V137L137 138ZM168 137V135H166V138ZM170 137V136H169ZM168 137V138H169ZM216 137V136H215ZM218 137H220L221 139V136L218 135ZM217 137V138H218ZM60 138V140H61ZM95 139V136L92 137V139ZM98 138V140L100 139ZM179 138V139H181ZM185 138V137H184ZM188 138V137H187ZM228 138V137H227ZM38 139V138H37ZM41 139V137H40ZM64 139V138H63ZM104 138H102V140H99L100 142L101 141H104L103 140ZM107 139V138H105ZM107 139V141L109 140ZM129 139V138H128ZM130 139L129 140H133ZM183 139V138H182ZM230 139V138H229ZM57 142L59 143V139H56ZM59 140V141H58ZM98 140H95V143L96 141ZM160 140V141H159ZM158 140L157 144L158 143H161L163 144H166V143H163L162 141L164 140L162 138V141H161V138ZM166 141L168 139H165ZM170 140V139H169ZM40 141L38 142L37 145H39ZM50 141V140H49ZM131 141H127L128 143L130 144H133L131 143ZM134 143L136 142L135 140H133ZM165 141V142H166ZM180 141V140H179ZM185 141V139H184ZM188 141V140H187ZM170 142V141H169ZM172 142V140H171ZM216 143L219 142V141H215ZM221 142V141H220ZM36 143V141H35ZM99 143V142H97ZM103 143V142H102ZM117 143V144H116ZM183 143V142H181ZM40 144V145H41ZM61 144V143H60ZM58 144L59 146H63V145H60ZM63 144V143H62ZM86 144V145H85ZM100 144V143H99ZM105 144V143H104ZM136 144H141V143H136ZM136 144H133V145H136ZM145 144V143H144ZM168 144V143H167ZM166 144V145H167ZM176 144H177V141H176ZM184 144V143H183ZM187 143H185L186 145ZM221 144V143H220ZM36 145V144H35ZM53 145V144H52ZM57 144L53 145L54 148ZM83 145V146H82ZM103 145V144H102ZM107 145H108V142H107ZM105 144V146H107ZM181 145V144H179ZM177 145V146H179ZM42 146V145H41ZM52 146V147H53ZM90 146H93L92 148ZM234 146H236L234 148ZM98 147V146H96ZM100 149L102 148L101 147V144L99 145ZM140 147V146H138ZM174 147V145H173ZM180 147V146H179ZM181 147L184 148V146L181 145ZM186 147V146H185ZM212 147V146H211ZM215 147V146H213ZM38 148V147H37ZM40 148V146H39ZM38 148V149H39ZM57 148V146H56ZM55 148V149H56ZM59 148V147H58ZM60 148H63V147H60ZM107 148H105L107 150ZM132 148H134L132 146ZM172 146L168 144V146L166 148H163V147H160L158 150L162 151L163 153L162 154H157V157L159 160L162 159V156L165 157L167 152L171 151L172 149ZM182 148V149H183ZM217 148V147H216ZM220 148V147H219ZM69 149V150H68ZM76 149V150H77ZM103 149V150H105ZM138 149V148H136ZM143 149H144V146H143ZM142 149V150H143ZM36 150V149H35ZM73 150V149H72ZM71 150V151H72ZM77 150V151H78ZM96 150V149H94ZM99 150V148H98ZM96 152L97 153H101V152ZM102 150V149H101ZM105 150V151H106ZM132 150V151H131ZM129 151H131L130 153H132L133 151H138V150H133L131 149ZM145 150V149H144ZM143 150V151H144ZM174 150H176V148H174ZM211 152H212V149H210ZM214 150V149H213ZM38 151H41V148L38 150ZM79 151V153H80ZM41 152V153H42ZM45 152V153H46ZM94 152V151H93ZM128 152V151H127ZM177 152V150H176ZM215 152V151H214ZM104 153V152H103ZM115 153V155H114ZM129 153V155H130ZM137 153V152H136ZM139 153L142 155L143 153H141L139 151ZM175 153V152H174ZM177 153H180V152H177ZM9 154V152H8ZM26 154V153H25ZM94 155V153H92ZM128 154V153H127ZM126 154V155H127ZM134 154V153H133ZM131 154V155H133ZM138 154V153H137ZM139 154V155H140ZM171 154V153H170ZM169 154V155H170ZM176 154V153H175ZM23 155V154H22ZM38 155V154H37ZM136 155V154H135ZM172 155V154H171ZM178 155V154H177ZM211 156L213 155L212 153L210 154ZM91 156V157H90ZM98 156V157H97ZM103 156V157H102ZM123 156V155H122ZM125 156V155H124ZM175 156V155H173ZM238 156H240L238 158ZM23 157V158H25ZM110 157V158H108ZM115 157V158H114ZM129 156H125V158H127ZM131 157V156H130ZM137 157V156H136ZM93 158V159H91ZM132 158V157H131ZM154 158V155L153 157L151 158V160ZM167 158V157H166ZM170 158L171 160V157H168ZM106 159V160H105ZM175 159V157H174ZM167 160V159H166ZM130 161H132V159L130 160L129 158V163ZM173 162V160H171ZM162 162V161H161ZM166 162V161H165ZM170 161H168L167 163H169ZM126 163H127V160H126ZM165 163V164H167ZM171 163V162H170ZM68 164H71V166H68ZM107 164V165H108ZM105 165V166H107ZM164 165V164H163ZM169 165V164H167ZM166 165V166H167ZM35 166V169H33V167ZM129 166V165H128ZM108 167V170L109 169H112L114 172V169H113V165L112 166H107ZM164 167V166H163ZM229 168H231L232 166H228ZM215 168V169H214ZM214 169V172L212 171ZM35 170V171H34ZM225 171V169H224ZM223 171V172H224ZM231 171V170H230ZM104 172L106 173V171L104 170ZM103 173V172H102ZM108 173V171H107ZM106 173V174H107ZM126 173V172H125ZM124 173V174H125ZM225 173L226 171L223 173L224 175V180L221 182V185H223V182L225 181V179H228L227 176H225ZM228 173V171H227ZM99 174V173H98ZM127 174V173H126ZM197 174V173H195ZM200 174V173H199ZM101 174H99V177ZM221 175V176H223ZM110 177V175H107ZM199 176V175H198ZM201 176V177H203ZM102 177L103 174H102ZM197 177V176H196ZM211 177V178H210ZM237 177V175H236ZM235 177V178H236ZM117 178V176H116ZM115 178V179H116ZM209 178H210V182H209ZM223 178V177H222ZM230 178V177H229ZM234 178V177H233ZM106 179V178H105ZM108 179V180H107ZM107 184H111L112 183V179L108 178L107 177ZM122 179V178H121ZM114 180V179H113ZM199 180V179H198ZM203 180V179H201ZM235 180V179H234ZM109 181H111V183H109ZM122 181V180H121ZM49 183L50 185L48 187H46L45 183ZM199 182V181H198ZM219 182V183H220ZM25 183L27 188H28V185L30 184L31 187L29 186V189L31 190V192L28 193L27 190L29 189H26V192H23L21 191L20 189H22V184ZM29 183V184H28ZM200 183V182H199ZM205 183V182H204ZM227 183V182H226ZM225 183V184H226ZM236 183V182H235ZM8 185L10 188H14V190H11V192H8L10 190H8V188H6V190H3L5 189L4 186ZM202 185V184H201ZM217 185V184H216ZM221 185H218V189H221L220 186ZM228 185V184H227ZM233 185V184H232ZM231 184L228 185L229 186H232ZM236 185V184H235ZM211 186V185H210ZM215 186V185H214ZM213 186V187H214ZM238 186V185H237ZM4 187V188H3ZM38 187V188H37ZM207 188L209 186H206ZM251 187V189H250ZM35 188L39 189V190H36ZM216 188V186L214 187ZM24 189V187H23ZM24 189V191H25ZM217 189V188H216ZM228 189V188H227ZM230 189V188H229ZM228 189V190H229ZM226 189H224V192H225ZM231 190V189H230ZM6 191V192H4ZM213 191V190H212ZM219 191V190H218ZM205 192V191H204ZM203 192V193H204ZM210 192V191H209ZM222 192V191H221ZM223 192V193H224ZM207 193V192H206ZM214 193H218L217 190L216 192L214 191ZM213 193V194H214ZM238 193V192H237ZM192 194V193H191ZM209 194V193H208ZM220 194V193H219ZM218 194V195H219ZM233 194V193H232ZM140 196V192L138 194ZM178 195V193H177ZM175 195V196H177ZM180 195V194H179ZM190 194H188L189 196ZM205 195V193H204ZM210 195V194H209ZM223 195V194H222ZM239 196V194H237ZM174 196V195H173ZM186 197V198H189V197ZM192 196V195H191ZM216 196V195H215ZM224 196V195H223ZM222 196V197H223ZM172 197V196H171ZM178 197V196H177ZM208 197V196H207ZM225 197V196H224ZM236 197V196H234ZM233 197V198H234ZM209 198V197H208ZM218 199V198H216ZM221 199V197H220ZM209 200V199H208ZM212 200V199H211ZM214 200V198H213ZM223 200V199H221ZM229 200V199H228ZM149 201V200H148ZM147 201V202H148ZM152 201V200H150ZM150 201H149V204H150ZM179 201V200H177ZM123 203V204H121ZM178 203V202H177ZM213 203V202H212ZM211 203V205H212ZM227 203V202H226ZM23 204V205H22ZM145 204V203H144ZM147 204V203H146ZM145 204V205H146ZM147 205L146 207L150 206L151 205ZM176 204V202H175ZM202 204V202H201ZM222 204V203H221ZM231 204V203H230ZM14 205H18V206H14ZM24 205L29 206L28 208L30 209V212L31 210L34 211V214L36 215L37 218H35V215L33 214L32 217H25L26 215H24L23 213H21V215L24 217V223L26 225H32L34 226L35 228V225L37 226L35 229H33L32 233L29 231V233L31 234L32 237H29V238H21V242H19V240H12L11 236H4V230L5 228L7 227V225L5 224V218L3 217V215L6 213L7 210L9 209H14V211L16 209H21L23 207H25ZM168 205V204H167ZM170 205V204H169ZM205 205V204H204ZM210 203L208 204V207H209ZM210 205V206H211ZM214 205V203H213ZM218 205V204H217ZM23 206V207H22ZM67 206H70L72 207V209H74L73 211H75L76 213H73L74 215H77V211H79V213L81 215H83V218L80 219L79 217V213H78V219H74V221H72V223H68V222H71V221H68L67 219H63L65 218V215L66 213H63V212H60V213H63V215H61V219H58L56 217L53 216V212H51V210H53V207H55V209H59L58 211H60L61 209H64L65 207L68 208ZM144 206V205H143ZM181 206V205H180ZM185 206V205H184ZM25 207V209H27ZM121 207L123 208V212H124V215L125 216L124 218L122 217V214H121ZM149 207V208H150ZM179 207V206H178ZM204 207V206H203ZM61 208V209H60ZM65 208V209H66ZM139 208V206H138ZM145 208V207H144ZM143 208V209H144ZM166 208V207H165ZM180 208V207H179ZM177 208V209H179ZM183 208V207H182ZM70 208V211L72 210ZM77 209V210H76ZM135 209V208H134ZM137 209V208H136ZM148 209V208H147ZM24 210V208H23ZM28 210V209H27ZM55 210V211H56ZM68 210V209H67ZM164 210V209H163ZM205 209H203L201 212H204ZM26 210H24V213ZM54 211V212H55ZM126 211V212H125ZM144 211V210H143ZM152 211V210H151ZM151 211H150V215H151ZM10 212V210H9ZM8 212V213H9ZM17 212V211H16ZM29 212V211H28ZM27 212V213H28ZM129 212V213H128ZM146 212V211H145ZM160 212V211H159ZM172 212V211H170ZM176 212V211H175ZM200 212V213H201ZM20 213V212H19ZM19 213H18V216L19 217ZM26 213V214H27ZM33 213V212H32ZM58 212H55V214H57ZM69 213V212H68ZM133 213V212H132ZM149 214V212H146V214ZM155 213V212H154ZM167 213V212H165ZM54 214V215H55ZM59 214V213H58ZM128 214H130L128 216ZM135 214V213H134ZM133 214V215H134ZM162 214V213H161ZM167 214H171V213H167ZM204 214V213H203ZM225 214H227L230 219H227L226 220V216ZM28 215V214H27ZM59 215V216H60ZM155 215V214H154ZM173 215V214H171ZM212 215V216H213ZM11 216V215H10ZM16 216V215H15ZM14 216V217H15ZM58 216V217H59ZM63 216V218H62ZM153 216V215H151ZM157 216V215H156ZM155 216V217H156ZM162 216V215H160ZM201 215L198 216V218L200 219ZM147 217H149V215H147ZM168 217V216H166ZM68 218H71L70 216ZM153 218V217H152ZM159 218V217H158ZM177 218V217H176ZM213 218V217H212ZM211 218V220H212ZM14 219V218H13ZM37 219V220H36ZM147 219L146 217H139L137 219V222L138 223H142V224H138L139 226H146L148 223L146 222ZM149 219V218H148ZM151 219V218H150ZM169 219V217H168ZM12 220V219H11ZM156 220H159L157 222H160V219H156ZM163 220V219H162ZM148 221V220H147ZM151 222V220H149ZM148 221V222H149ZM152 221L154 222V218L152 219ZM74 222V223H73ZM149 222V223H150ZM156 222V221H155ZM145 223V224H144ZM152 223V222H151ZM150 223V224H151ZM208 223V222H207ZM206 223V225H207ZM211 223V222H210ZM23 224V223H22ZM136 224V223H135ZM134 224V225H135ZM153 224V223H152ZM151 224V225H152ZM158 224V223H157ZM169 224V223H168ZM20 225V224H19ZM19 225H16L14 226L15 228ZM131 225V223H130ZM133 225V226H134ZM155 225V224H154ZM159 225V224H158ZM177 225V224H176ZM209 225V224H208ZM12 226V223L10 225V228ZM24 226V225H22ZM21 226V227H22ZM68 226V227H67ZM127 226V225H126ZM124 226V227H126ZM175 226V225H174ZM179 226V225H178ZM122 227V226H121ZM136 227V226H135ZM141 227V228H142ZM159 227V226H158ZM161 227V226H160ZM164 227V226H163ZM206 227H209V226H206ZM29 228V227H28ZM132 228V227H131ZM138 228V227H137ZM162 228V227H161ZM176 228V227H175ZM211 228V227H210ZM9 229V228H7ZM19 229V228H18ZM15 229L16 231H14L15 233L19 232L21 229ZM54 229H57V230H54ZM61 229V230H60ZM63 229V230H62ZM66 229V230H64ZM149 228H147L148 230ZM207 229V228H206ZM25 230V229H23ZM27 230V228H26ZM29 230V229H28ZM104 231L103 233H107L105 237H102L101 236V231ZM146 230V231H147ZM12 231V230H10ZM12 231V232H13ZM22 231V230H21ZM19 232L20 236L21 234L24 232ZM122 231V230H120ZM124 232L126 230H123ZM128 231V230H127ZM132 231V230H130ZM130 231H128L130 233ZM159 231H160V228H159ZM171 231V230H170ZM176 231V230H175ZM44 232V231H43ZM46 232V231H45ZM74 232V233H75ZM84 232V234H85ZM86 232V233H87ZM162 232V231H161ZM6 233V232H5ZM9 233V232H8ZM14 233V234H15ZM128 233V234H129ZM134 233V231H133ZM151 233V232H150ZM157 233V232H156ZM206 233V231H205ZM45 234V236H46ZM56 234V233H55ZM109 234V235H108ZM119 234V233H118ZM127 234V232H126ZM153 234V233H152ZM168 234V233H167ZM166 234V235H167ZM207 234V233H206ZM212 234H209V236L207 237L206 235H203L204 237L206 236L208 238V244H209V241L212 240L211 236ZM13 235V234H12ZM18 235V234H17ZM26 235V234H24ZM44 235V234H43ZM59 235V234H58ZM68 235V234H67ZM83 235V234H82ZM121 235V234H120ZM123 235V234H122ZM131 235V233H130ZM140 235V236H141ZM146 235H149L148 232ZM161 235H164V234H161ZM14 236V235H13ZM12 236V237H13ZM16 236V235H15ZM14 236V237H15ZM23 236V235H22ZM62 236V235H60ZM66 236V235H65ZM64 236V237H65ZM70 236V235H68ZM72 236V235H71ZM119 236V235H118ZM125 236V233L124 235ZM135 236V235H134ZM139 235H136V237H138ZM150 236V235H149ZM153 236V235H152ZM151 236V237H152ZM157 236V235H156ZM241 236H243L242 240H239L241 239ZM25 237V236H23ZM53 237V236H52ZM86 237V236H85ZM121 237V236H120ZM127 237V236H126ZM150 237V238H151ZM47 238V236H46ZM60 238V237H59ZM67 238V237H66ZM65 238V239H66ZM71 238V237H70ZM118 238V237H117ZM129 238V237H128ZM127 238V239H128ZM130 238V239H131ZM149 238V239H150ZM167 238V237H166ZM49 239V237H48ZM55 239V238H54ZM53 239V240H54ZM69 239V238H67ZM82 239V238H80ZM120 238H118L119 240ZM122 239V237H121ZM126 239V240H127ZM162 239L165 240V238L162 237ZM50 240V239H49ZM60 240V239H59ZM57 239V241H59ZM51 241V240H50ZM124 241V240H122ZM130 241V240H129ZM160 241V240H159ZM158 241V242H159ZM163 241V240H162ZM167 241V240H165ZM70 242V241H69ZM77 242V241H76ZM126 242V241H124ZM123 242V244H124ZM51 243V242H50ZM54 243V242H53ZM56 243V241H55ZM129 243V242H128ZM134 243V244H133ZM153 243V242H152ZM166 243V242H165ZM43 244H45L47 247L50 248V252L49 251H45V247L43 246ZM83 244V243H82ZM81 244V245H82ZM155 244V243H154ZM53 245V244H51ZM68 245V244H67ZM70 245V244H69ZM89 245H92V244H89ZM126 245V244H125ZM124 245V246H125ZM163 245V243H162ZM170 245V244H169ZM95 245H93L94 247ZM120 246V245H119ZM164 246V245H163ZM166 246V245H165ZM190 246V245H189ZM197 246V245H196ZM54 247V245H53ZM117 247L120 249V250H117ZM211 248H214L213 250L210 249ZM48 248V250H49ZM58 248V246L55 248V250ZM83 248V246H82ZM168 248V247H167ZM167 248H164L165 250ZM89 249H92V248H89ZM162 248V250H164ZM201 249V248H200ZM84 264H87V262L90 260V257H91V254H88L85 253L86 249H84ZM191 250V249H190ZM194 250V249H193ZM198 250V248H197ZM215 250V251H216ZM153 251V250H152ZM201 251V250H200ZM52 252V253H51ZM55 252V251H54ZM95 252V251H93ZM160 252V251H158ZM170 252V251H168ZM218 252V251H217ZM164 253V251L162 252ZM223 253V252H222ZM61 254V253H60ZM97 254V255H98ZM167 254V253H166ZM173 254V253H172ZM205 254V253H204ZM93 255V254H92ZM229 255V254H228ZM227 255V256H228ZM124 256V257H125ZM165 256L164 254H162V257ZM221 256V255H220ZM95 257V255H94ZM100 256H98L97 259H101L102 258H99ZM213 257V256H212ZM236 257V259H234ZM51 258V257H50ZM96 258H92L91 257V260L92 262L89 263V264H98V261L96 260ZM102 259V260H105ZM165 258V257H164ZM204 258V257H203ZM206 258V260H207ZM219 258V257H218ZM124 259V258H123ZM185 259V258H184ZM215 259V258H214ZM213 259V260H214ZM226 259V258H225ZM230 259V258H228ZM203 260V259H201ZM223 260V259H222ZM40 261V262H39ZM65 261V260H64ZM209 261V260H207ZM217 264H224L222 263L223 261H225V263L228 261L226 260H223V261H217V259L215 260ZM214 261V262H215ZM72 262V261H71ZM112 262V261H111ZM113 262H114V259H113ZM121 262V261H120ZM119 262V263H120ZM136 262V261H135ZM193 262V261H192ZM201 262V261H200ZM205 262V261H204ZM203 262V263H204ZM104 263V261H103ZM124 263V262H123ZM169 263V262H168ZM115 264V263H114ZM126 264V263H124ZM136 264V263H135ZM207 264V263H205ZM228 264V262L226 263Z\"/></svg>",
    "mask_w": 264,
    "mask_h": 264
}]
</instances>
